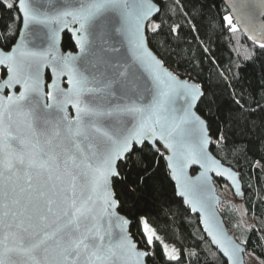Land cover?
Returning <instances> with one entry per match:
<instances>
[{"label": "snow or ice", "instance_id": "snow-or-ice-1", "mask_svg": "<svg viewBox=\"0 0 264 264\" xmlns=\"http://www.w3.org/2000/svg\"><path fill=\"white\" fill-rule=\"evenodd\" d=\"M227 5L219 30L264 50V0ZM0 6L14 13L0 19V264H180L146 215L175 196L205 213L212 242L242 264L245 249L214 223L204 194L210 172L239 194L210 148L255 137L264 160V77L240 62L220 70L192 22L201 0ZM65 30L73 51L61 50ZM182 33L195 35L215 78L196 61L181 69Z\"/></svg>", "mask_w": 264, "mask_h": 264}, {"label": "trees", "instance_id": "trees-1", "mask_svg": "<svg viewBox=\"0 0 264 264\" xmlns=\"http://www.w3.org/2000/svg\"><path fill=\"white\" fill-rule=\"evenodd\" d=\"M201 3L204 6L203 14L198 15L197 19L192 22L197 24L200 31L199 39L210 48L213 59L216 60L220 70L222 71L235 62H240L244 64L249 73L255 72L264 77V50L254 47L243 31L233 38L230 34L219 30L218 13H222L227 7L225 2L223 0H201ZM6 15L11 16L14 13L7 12L3 6H0V19ZM2 28L3 24L0 23V29ZM68 35H70L68 32L63 35L62 46L65 50H74L71 47H65ZM179 43L183 55L188 57V62L184 63L180 55L175 56V59L180 62L181 69H191L192 61H196L198 70H203L202 76L212 75L215 78V70L212 64L202 57L195 35L182 33ZM175 46V44L172 45L173 48ZM249 52H254L255 55L252 60L244 61L243 57ZM260 136H264V133L257 131L256 137ZM255 147L254 137L252 144H248L245 139H240L237 145L225 146L222 149L212 148V151L225 164L239 171L243 182L244 197L239 199L233 193L231 201L224 206L229 228L233 233L236 232L238 238L246 245V251L255 254L264 263V160H260ZM257 160H260L261 166L259 167L256 164ZM196 171V169L192 170L193 173ZM216 182L220 187L226 183L222 179H217ZM146 215L149 216L150 223L156 227L164 241L180 250V264H228V261L206 237L200 225L199 216L192 212L178 196L170 197L151 206ZM132 231L135 233V229ZM190 253H195V255H190Z\"/></svg>", "mask_w": 264, "mask_h": 264}, {"label": "water", "instance_id": "water-1", "mask_svg": "<svg viewBox=\"0 0 264 264\" xmlns=\"http://www.w3.org/2000/svg\"><path fill=\"white\" fill-rule=\"evenodd\" d=\"M227 5V0H223ZM229 11H231V8L228 7ZM67 32V30H65V33ZM63 33L62 36L65 34ZM70 34V33H69ZM63 42V40H62ZM62 42H61V50L62 51H73L71 49L65 50L62 46ZM47 74L50 75V73L48 72V70L45 71V81L46 83H50V80L47 77ZM62 86H66V85H62ZM69 111H71V109H69ZM210 151L212 152V154L221 162V164L223 165L224 168L229 169L231 171L232 174L235 175L237 183L239 185V194L236 191V185H234L232 183L231 180L228 179L227 175H225L224 177H220L217 176L215 173H209L210 176V180H209V187H210V191H207L204 195L206 198V204H207V211L209 215H214V223L218 224L220 229L226 234V236L232 240L234 243L241 245V247H243L245 249L244 253L242 254V264H247L246 263V257H245V253H246V245L239 240V238L236 236L235 233H233L229 226L228 223L226 221V218L223 214V212L221 211V205L224 201L223 196L219 193L218 191V187H217V183L216 180L217 179H222L223 181H225L226 183H228V185L231 187L233 193L235 194V196L239 199H242L244 197V190H243V182L241 180V176H240V172L237 171L235 168H233L232 166L225 164L213 151L212 148H210ZM193 169H196L197 171L195 173L192 172ZM189 175H197L198 172L200 171V169H198L197 166H194L193 168H190L189 170ZM181 198V197H179ZM184 199V198H181ZM188 207H190L188 204H186ZM191 209V208H190ZM193 212V211H192ZM195 214H197L199 216V220H200V225L206 235V237L209 239V241L212 243L213 247L217 249V251L227 260V258L223 255V253L219 250L218 246H216L213 242L211 237L207 234V231L205 230L204 227V216L205 213L203 212H194ZM228 261V260H227ZM229 264V262H228Z\"/></svg>", "mask_w": 264, "mask_h": 264}, {"label": "rangeland", "instance_id": "rangeland-1", "mask_svg": "<svg viewBox=\"0 0 264 264\" xmlns=\"http://www.w3.org/2000/svg\"><path fill=\"white\" fill-rule=\"evenodd\" d=\"M225 182V181H224ZM217 183V182H216ZM217 187H218V191L219 193L223 196L224 198V201L221 205V211L223 212L224 216H225V213H224V206L226 203H229L231 201V199L233 198L234 194H233V191L231 189V187L228 185V183H224L222 187H220L218 184H217ZM226 218V216H225ZM226 221L228 223V226H229V221L227 220L226 218ZM236 236H237V233L235 232ZM238 237V236H237ZM240 240V239H239ZM241 241V240H240ZM245 257H246V263L247 264H264L255 254H253L252 252L250 251H246L245 253Z\"/></svg>", "mask_w": 264, "mask_h": 264}]
</instances>
